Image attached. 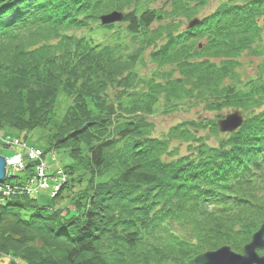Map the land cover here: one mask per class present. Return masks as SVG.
Returning <instances> with one entry per match:
<instances>
[{"label": "trees", "instance_id": "1", "mask_svg": "<svg viewBox=\"0 0 264 264\" xmlns=\"http://www.w3.org/2000/svg\"><path fill=\"white\" fill-rule=\"evenodd\" d=\"M131 1L0 0V134L47 128L49 149L66 150L87 171L85 177L74 166L59 168L64 182L48 203L26 190L33 162L8 173L0 182L2 254L27 264H195L197 255L222 246L242 253L258 229L244 214L264 213V103L258 99L264 83L238 95L236 83L224 78H238L236 58L252 44L242 25L258 28L264 0H225L194 27L166 24L160 34L150 27L162 15L135 8L124 13L126 25L117 34L130 36L128 43H111L109 34L95 39L96 27H114L101 17ZM65 27L88 31L68 34ZM163 33L152 53L154 77L136 90L132 69ZM111 86L120 88L112 101ZM60 95L72 102L54 120ZM161 97L167 108L204 103L206 111L220 113L153 136L147 116ZM226 106L246 113L232 133L217 126ZM174 142L186 144L187 152ZM9 185L17 189L7 196ZM231 235L242 237L231 242Z\"/></svg>", "mask_w": 264, "mask_h": 264}, {"label": "rangeland", "instance_id": "2", "mask_svg": "<svg viewBox=\"0 0 264 264\" xmlns=\"http://www.w3.org/2000/svg\"><path fill=\"white\" fill-rule=\"evenodd\" d=\"M223 1L225 0H203V1L178 0V2L175 3L174 0H134L131 1L132 4L130 6L125 7L123 10H114V11L121 12L124 16L125 12L129 10H133L135 8L138 10L139 13L145 10V8L147 7L152 8L156 12H158V14L162 15L163 20L161 22L156 21L153 25H151L150 29H152L151 30L152 33H155L156 29H158V34H160L159 33L160 30L163 29L161 27L165 26L166 24H177V22H180V25H177L179 30L187 28L190 21H192L193 19H198L200 21L202 17L209 15L211 12H213ZM178 5L185 6L186 8H190L194 12V17L190 19L189 17L184 16L183 11L181 12V10H179L181 8ZM176 14H178V16L180 17H175L174 15ZM110 24H113L114 27L109 29L96 27L94 38L103 39L104 37H106V34H109V36L112 37V39L109 38V41L111 43H119V42L123 44L128 43L130 36H126L125 34H122L123 37H120L121 34L117 35L119 33L118 31H121V29L124 28L126 25L123 22V19L121 21H116ZM258 24L259 25L256 30L254 27L251 26L249 27L248 26L249 24L248 25L246 24V26L242 25V29L240 27L241 30H246V31L250 30L249 34L246 36V39L248 43L251 42L252 44L247 49L242 50L240 56L236 58L237 66L235 67L234 72L237 74L238 78L236 79L234 78V76L231 75L230 77L224 78V80L227 83H230L231 85L236 83V87H238L237 90L239 92L241 91L238 95H242L243 93L245 95H249L253 91L257 92L258 91L257 89L260 87L259 85L264 83V21L260 19ZM175 28L176 27L173 28V31L175 30ZM230 28L231 26H228L226 27L225 30H229ZM233 28H236V26H234ZM63 30H65V32L68 34L70 33L81 36L82 34L85 33V31H88V28L65 27ZM116 35L118 37H116ZM165 37L166 34L163 33L161 37L159 38L157 37L156 39L154 38L155 41L152 43L155 44H152L148 46L146 49H144L141 52L139 58L137 59L136 64L132 69L133 75L135 77L134 80L136 82V86H135L136 90H142L144 86L143 84L144 81L146 82L154 77V71L158 68V63L152 60V53L158 50V47L164 42ZM57 41H59V39H53L51 42L56 43ZM205 41H206L205 38H203L201 40H198L196 44L200 45L201 47L202 45L204 46V44H206ZM135 45L136 44H133V46H131L130 48L133 49ZM166 68L171 69L170 66ZM170 71L172 72L173 70ZM174 75L177 76L178 75L177 72H175ZM138 79H141V81H139ZM119 89H120L119 87L118 88L112 86L108 87L106 91L108 100L110 101L115 100V97L117 95L116 92ZM258 93H256L254 96L258 95ZM260 96L258 97V99H261V101L263 100L264 103V93L261 94ZM58 102H60V106L57 109V116L54 120H59L62 117V115L65 112V109L68 107V105L71 104L72 99L60 95L58 97ZM165 103H166L165 98L161 97L159 100H157V102L153 106V113L147 116V119L153 123V126L149 129L150 133L153 134V136H161L167 133L173 125L183 120H190L192 118H198V117L213 119L216 117L217 113H220V112L216 113L214 111H206V107L204 103L202 104L198 103L197 105H190V106L182 105L181 107L172 106L169 108L166 107ZM248 103L249 102L247 101L239 105L247 106ZM233 110H240L243 115L246 114L241 108H232L231 106L228 107L226 106L222 108L221 113L224 117L225 115L231 113ZM202 134L209 135V140H208L209 143L216 142L215 137H213L209 132L203 131ZM17 135L18 134L14 131H5V132L3 131L2 134H0L1 155H6V157L9 158L11 156H16L18 154L24 153V149L22 147L23 145L35 147L42 151L44 155V159L49 165V168L47 169V172L49 174H52L58 168H66L67 166H74L77 174L85 173L84 176L87 177L86 175L87 171L85 170L84 165L82 163L76 162L66 150L58 149L54 152L53 149H49V136H50L49 129L38 127L29 132L24 131L23 133L20 134V137H18ZM13 140H18L20 142L19 143L20 145L11 144V141ZM174 145H179V143L174 142L173 146ZM179 149L182 153H186L187 152L186 144H180ZM12 175L13 173L10 170L9 176ZM19 175L25 176V173H21ZM110 176H111L110 173H108L103 179H107ZM15 180L16 178H11L12 182H14ZM52 192H53L52 187L49 186V188L43 189L38 193H33V196L37 197L42 203H48L50 199L49 196L53 195ZM244 216L248 221L249 220L258 221V223L260 224L259 227L261 226L262 223H264V220L262 221V217H264V213H261L260 210H257V208L255 210H249L245 212ZM241 237L237 236L235 238L240 239ZM228 238L231 242L237 241L234 238V235H231L230 237L228 236ZM261 251H263V249L258 250L259 253ZM8 259L12 261V264H27L25 261H22L16 255L4 254V253L2 254V251H0V264H9Z\"/></svg>", "mask_w": 264, "mask_h": 264}, {"label": "water", "instance_id": "3", "mask_svg": "<svg viewBox=\"0 0 264 264\" xmlns=\"http://www.w3.org/2000/svg\"><path fill=\"white\" fill-rule=\"evenodd\" d=\"M123 14L113 11L101 17L104 24L121 21ZM199 23L198 19L190 21L188 27L192 28ZM244 123V116L240 110H233L231 113L217 120V126L221 133H232L239 129ZM7 176V157L0 154V182ZM264 249V223L252 235L242 253L235 252L230 246H222L216 250L206 251L194 258L195 264H264V255L258 250Z\"/></svg>", "mask_w": 264, "mask_h": 264}, {"label": "built area", "instance_id": "4", "mask_svg": "<svg viewBox=\"0 0 264 264\" xmlns=\"http://www.w3.org/2000/svg\"><path fill=\"white\" fill-rule=\"evenodd\" d=\"M18 140L11 141V144L20 145ZM24 153L7 158V174L10 170L14 173L26 169L28 162H33L35 165L34 175L28 180L26 190L29 192H39L43 189L52 187L53 196L59 191L64 182L63 170L56 169L52 174L47 172L49 165L44 159L41 150L23 145ZM16 186H8V189L3 193L11 195L16 191Z\"/></svg>", "mask_w": 264, "mask_h": 264}]
</instances>
